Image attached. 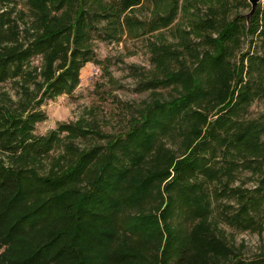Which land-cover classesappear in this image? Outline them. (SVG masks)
Listing matches in <instances>:
<instances>
[{
    "label": "trees",
    "instance_id": "1",
    "mask_svg": "<svg viewBox=\"0 0 264 264\" xmlns=\"http://www.w3.org/2000/svg\"><path fill=\"white\" fill-rule=\"evenodd\" d=\"M145 1L18 0L0 13V83L18 85L16 101L0 95V264H264L219 235L206 191L237 199L230 225L262 230L264 114L247 115L264 97V0L247 24L200 20L210 32L186 56L150 43V97L117 133L85 114L34 134L43 102L76 88L94 34L119 42L173 25L178 0L140 20ZM238 164L258 175L251 191L228 188Z\"/></svg>",
    "mask_w": 264,
    "mask_h": 264
},
{
    "label": "rangeland",
    "instance_id": "2",
    "mask_svg": "<svg viewBox=\"0 0 264 264\" xmlns=\"http://www.w3.org/2000/svg\"><path fill=\"white\" fill-rule=\"evenodd\" d=\"M168 1L146 0L143 8L134 11L133 15L140 20L165 15ZM244 3L247 4V0H178L179 8L173 25L167 29L132 38L123 35L119 42L110 41L101 33L94 34L91 40V61L80 68L76 88L70 94H63L43 102L38 109L43 115V120L35 125L34 134L43 136L56 129L59 124L75 121L80 115L85 116V114L88 121L94 120L104 133H117L135 113L141 102L150 97V91L143 89L152 72L150 43L174 45L178 51L184 52L183 56H186L184 48L202 49L204 38L210 32L198 29L200 20L204 21L209 16L223 20H232L236 17L243 19L248 13ZM21 8L23 4L18 0L0 1V13L5 9L16 13ZM25 23V19L18 20L17 26L21 27ZM30 41L31 37H21V42L25 46ZM239 42L236 53H244L247 50L246 40L240 38ZM29 65L30 69L35 68L38 71L41 61L38 57H33L29 60ZM13 81L7 79L0 83V95L3 94L16 101L18 85ZM164 94L172 95L173 92L165 90ZM262 114H264V97L252 103L247 119H255ZM87 144L88 141H82L80 146ZM220 161L217 160L215 165L218 166ZM236 167L228 184L229 189L248 192L257 186L256 172L243 164H238ZM262 167L264 169V160ZM212 185L210 184L206 190L211 204L209 219L219 235L238 251L244 262L264 255V220L260 232L244 231L230 225L225 218L229 219L236 213L238 201L231 193L222 194L219 188H215V191ZM260 212L258 217L261 219L264 206L261 207Z\"/></svg>",
    "mask_w": 264,
    "mask_h": 264
},
{
    "label": "water",
    "instance_id": "3",
    "mask_svg": "<svg viewBox=\"0 0 264 264\" xmlns=\"http://www.w3.org/2000/svg\"><path fill=\"white\" fill-rule=\"evenodd\" d=\"M261 2L262 0H247V3L249 5V12L243 16L246 21V24L249 22L251 16L255 13L258 5Z\"/></svg>",
    "mask_w": 264,
    "mask_h": 264
}]
</instances>
